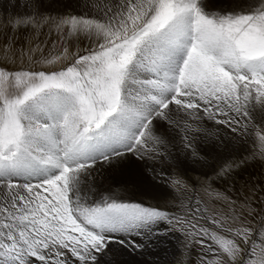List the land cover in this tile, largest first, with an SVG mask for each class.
<instances>
[{
	"label": "snow or ice",
	"instance_id": "snow-or-ice-1",
	"mask_svg": "<svg viewBox=\"0 0 264 264\" xmlns=\"http://www.w3.org/2000/svg\"><path fill=\"white\" fill-rule=\"evenodd\" d=\"M25 8L0 32V264H264V187L205 200L185 167L226 140L264 161V0ZM148 178L174 199L138 198Z\"/></svg>",
	"mask_w": 264,
	"mask_h": 264
},
{
	"label": "rangeland",
	"instance_id": "rangeland-1",
	"mask_svg": "<svg viewBox=\"0 0 264 264\" xmlns=\"http://www.w3.org/2000/svg\"><path fill=\"white\" fill-rule=\"evenodd\" d=\"M13 1L0 0V32L4 31L8 18L17 16L21 13H27L28 11V9L24 8L25 0ZM220 2L227 3L228 0H220ZM45 3L48 5V8L45 9L44 14L58 17L64 14L66 5L74 3V0H45ZM43 32L47 33V29H43ZM11 35L12 33L9 32V36ZM15 36L17 41L15 46L17 49L21 47L26 49L30 44L34 47L35 44L39 42L37 37L45 39L39 32H33L31 29L17 32ZM86 46L87 44L81 45V47ZM2 48L3 37L0 36V55H2ZM253 151H256L255 144H250L248 150L240 149L237 151L232 150L230 143L226 140L222 148L215 150L214 155L209 160V166L200 167L199 164H193L190 161L186 162L185 167L187 170L189 188L193 190L190 191L188 195L198 193L201 198L208 200L205 188H209L216 189L225 194H231L232 197L235 198L237 194L244 192L245 187L252 189V186L255 185L256 190L264 187V184L261 183V181L264 180V161H260L258 158L252 159L251 152ZM134 159L133 157V160ZM222 162H231L236 165L230 179H220L216 175ZM118 178L125 181L134 179L131 175L120 176ZM134 194L138 198L149 200L153 203L156 202L153 199L160 196H164V199H174V196L168 194L166 190L152 188L150 178L146 179L143 184L134 186ZM262 195H264V193H262ZM161 202H163V200H161ZM209 203H211V201H209ZM215 206L219 207L220 205L217 204ZM173 243L174 241L171 239L161 241L158 244L154 243V245L150 247L151 250L148 249L149 252L145 257H137V259H159L163 261L165 253L172 247ZM176 257L178 261H182L183 259L179 252L176 253Z\"/></svg>",
	"mask_w": 264,
	"mask_h": 264
},
{
	"label": "bare ground",
	"instance_id": "bare-ground-1",
	"mask_svg": "<svg viewBox=\"0 0 264 264\" xmlns=\"http://www.w3.org/2000/svg\"><path fill=\"white\" fill-rule=\"evenodd\" d=\"M13 1V0H12ZM64 1V0H63ZM14 2V1H13ZM73 2V1H72ZM8 3V2H7ZM25 3V2H24ZM67 3V2H66ZM21 4V3H20ZM23 4V3H22ZM23 7V6H22ZM22 7H20V8H22ZM25 8V7H24ZM15 9V8H14ZM197 166V165H196ZM200 167H202L201 165H200ZM153 188V187H152ZM170 243V242H169ZM167 249V248H166ZM149 250H151L150 248H149ZM156 250H157V248H156ZM155 250V251H156ZM149 252V251H148ZM151 252V251H150ZM154 255V254H153ZM157 255V254H156ZM145 257V256H144ZM152 258V257H151ZM147 259V258H146Z\"/></svg>",
	"mask_w": 264,
	"mask_h": 264
}]
</instances>
